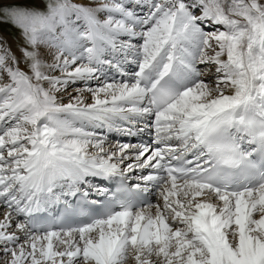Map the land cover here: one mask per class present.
Here are the masks:
<instances>
[{
  "label": "snow or ice",
  "instance_id": "1",
  "mask_svg": "<svg viewBox=\"0 0 264 264\" xmlns=\"http://www.w3.org/2000/svg\"><path fill=\"white\" fill-rule=\"evenodd\" d=\"M0 264H264V0H0Z\"/></svg>",
  "mask_w": 264,
  "mask_h": 264
},
{
  "label": "bare ground",
  "instance_id": "2",
  "mask_svg": "<svg viewBox=\"0 0 264 264\" xmlns=\"http://www.w3.org/2000/svg\"><path fill=\"white\" fill-rule=\"evenodd\" d=\"M12 31H13L12 29H10L9 31L7 30L5 34H8L7 36H8V38H9V41H10V43L12 44L13 50L15 51V50H16V41H15L14 38H18V36H17L16 33H15V37H13ZM17 54H18V53H17ZM70 91H71V89H70ZM119 137H121V138H123V139H126V138H127V139H129V142H132V141H131L132 138H134V139H136V140L139 139V137H123V136H119ZM115 139H116V140H119L118 137H115ZM121 142H123V141H121ZM21 219H22V218H21Z\"/></svg>",
  "mask_w": 264,
  "mask_h": 264
},
{
  "label": "rangeland",
  "instance_id": "3",
  "mask_svg": "<svg viewBox=\"0 0 264 264\" xmlns=\"http://www.w3.org/2000/svg\"><path fill=\"white\" fill-rule=\"evenodd\" d=\"M12 30H13V31H12L13 37H15V33H16L17 36H19V33H18L17 30H15V29H12ZM8 31H9V30H8ZM6 35H8V34H6Z\"/></svg>",
  "mask_w": 264,
  "mask_h": 264
}]
</instances>
